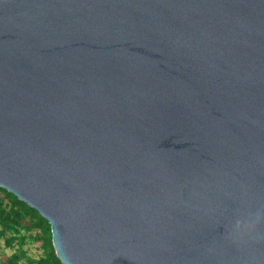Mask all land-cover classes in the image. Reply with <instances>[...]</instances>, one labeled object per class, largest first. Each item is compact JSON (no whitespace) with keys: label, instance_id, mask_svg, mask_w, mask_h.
I'll return each mask as SVG.
<instances>
[{"label":"water","instance_id":"obj_1","mask_svg":"<svg viewBox=\"0 0 264 264\" xmlns=\"http://www.w3.org/2000/svg\"><path fill=\"white\" fill-rule=\"evenodd\" d=\"M0 187L63 264H264V0H0Z\"/></svg>","mask_w":264,"mask_h":264},{"label":"trees","instance_id":"obj_2","mask_svg":"<svg viewBox=\"0 0 264 264\" xmlns=\"http://www.w3.org/2000/svg\"><path fill=\"white\" fill-rule=\"evenodd\" d=\"M36 231L32 233V231ZM0 239L15 250L0 264H63L52 243L49 221L16 195L0 187ZM41 241L44 250L39 258L31 256L25 245Z\"/></svg>","mask_w":264,"mask_h":264},{"label":"rangeland","instance_id":"obj_3","mask_svg":"<svg viewBox=\"0 0 264 264\" xmlns=\"http://www.w3.org/2000/svg\"><path fill=\"white\" fill-rule=\"evenodd\" d=\"M36 231H32V233H35ZM25 248L27 249L28 253L35 257L39 258L41 255H43L44 250L42 248V242L41 241H31L25 245ZM15 250V248H8L6 246V243L3 239H0V258L7 259L8 256Z\"/></svg>","mask_w":264,"mask_h":264}]
</instances>
